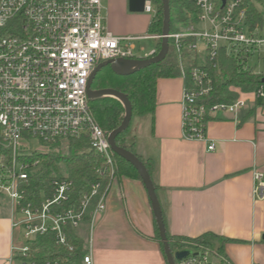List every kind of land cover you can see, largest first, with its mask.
I'll return each mask as SVG.
<instances>
[{
	"label": "built area",
	"instance_id": "built-area-1",
	"mask_svg": "<svg viewBox=\"0 0 264 264\" xmlns=\"http://www.w3.org/2000/svg\"><path fill=\"white\" fill-rule=\"evenodd\" d=\"M200 11V23L208 21L209 33L192 26L170 35L184 79L182 95V130L190 141L207 142L208 122L225 114L244 109V95L264 105V71L255 72L251 59L264 60V27L247 25L242 0H226L223 13L216 12L213 0H191ZM154 0L147 2L145 12L156 15ZM159 38H162L159 37ZM193 38L191 49L198 55L197 42L206 45V56L197 61L189 73L182 64L181 41ZM135 37L112 34L106 26L103 0H0V128L2 144L11 150L8 163L0 165V193L9 201L16 216L15 227L23 229L21 247L14 248V259L25 261L30 244L37 237L54 234L58 245H67L68 229H79L85 215L91 213L93 230L106 211L111 185L117 177L118 162L110 143V134L97 123L88 98V83L102 63L116 59H138L134 53ZM238 61L244 69H253L260 81L253 91L241 93L234 103L209 105L206 99L214 89L211 69L219 54ZM157 51L146 55L151 58ZM144 58V59H145ZM88 138L91 149L104 159L105 169H97L99 179L92 185L78 209H62L70 202L73 182L53 179L52 193L41 194V203L28 200L24 185L40 166L31 156L50 150L61 151L63 145ZM37 141L40 149L32 147ZM214 150V145L209 146ZM26 150V151H24ZM110 177L104 188L101 179ZM254 196L264 199V174H254ZM20 217V218H19ZM70 250H73L71 247ZM200 264L209 262L200 256ZM195 255L179 264H196ZM45 264H60L48 261ZM84 264H94L88 251Z\"/></svg>",
	"mask_w": 264,
	"mask_h": 264
},
{
	"label": "crops",
	"instance_id": "crops-1",
	"mask_svg": "<svg viewBox=\"0 0 264 264\" xmlns=\"http://www.w3.org/2000/svg\"><path fill=\"white\" fill-rule=\"evenodd\" d=\"M103 5L112 34L137 38L136 58L157 51L159 37L149 34L154 15L132 12L130 0ZM150 39L155 49L136 51L135 42ZM184 86L181 76L159 79L154 115L135 117V151L153 164L166 229L192 239L215 233L231 240L225 253L233 264H264V199L253 192L254 174H264V105L244 95V109L208 122L207 142L190 141L182 130ZM15 221L8 204L0 211V264H20L14 248L25 242ZM79 234L94 264H166L147 190L137 179L116 178L106 211L93 230L85 223Z\"/></svg>",
	"mask_w": 264,
	"mask_h": 264
},
{
	"label": "trees",
	"instance_id": "trees-1",
	"mask_svg": "<svg viewBox=\"0 0 264 264\" xmlns=\"http://www.w3.org/2000/svg\"><path fill=\"white\" fill-rule=\"evenodd\" d=\"M217 13H223V0H213ZM156 15L150 26L149 34L154 37L163 35L164 10L162 0H154ZM264 4V0H242V8L246 11L247 25L253 29L264 27V17L258 5ZM171 7V33H180L200 23V11L191 0H170ZM157 54L162 46V38H159ZM195 40L185 38L181 41L182 64L189 73L197 66V52L191 49ZM170 53L166 60L159 64L152 65L131 76H118L110 67L103 68L97 75L94 83V90L115 89L124 93L130 99L133 107V118L154 115L157 104L158 80L162 78H176L181 76V67L172 40L169 41ZM216 67L211 69L214 82V89L206 99L209 105L217 103H234L241 93H249L257 86L260 77L254 74L253 69H244L234 58L227 56L222 50L219 54ZM94 117L99 126L111 134L123 123L125 109L121 102L114 98H102L90 101ZM130 127L116 139L118 146L126 148L135 155V144L129 143L126 139ZM138 156V155H137ZM12 152L2 144V131L0 128V165L11 161ZM146 166L151 177L153 164L138 156ZM118 162L117 177L142 179L135 167L125 159L116 155ZM29 161H39V168L32 173L30 180L24 185L27 190L28 200L36 204L41 203V194L52 193L51 181L53 179H70L73 182V189L70 194V202L62 209H78L85 196L91 192L92 185L99 179L97 169H105L104 159L93 152L88 138H83L70 143V151L67 155L61 151L50 150L45 154L31 156ZM105 188L110 180L108 172L103 177ZM143 183V182H142ZM157 194L159 187L155 184ZM9 204L7 197L0 193V211ZM91 211V210H90ZM88 211L84 223L90 225L91 213ZM164 211V210H163ZM164 214V213H163ZM165 220V215H164ZM82 224V225H83ZM157 239L161 242L159 228L155 219ZM80 229V228H79ZM79 229H68L67 245H58L54 234L37 237L30 244V252L25 261H32L38 264H45L48 261L59 262L60 264H84V258L88 254L84 239L79 234ZM170 248L173 253L190 250L193 252L188 259L195 255L200 264V256H208L207 264H233L225 253V246L231 242L230 239L212 232L205 233L197 238L175 237L167 231ZM162 244V242H161ZM73 250H70V248ZM162 251L167 262V257L162 244ZM180 262H178L179 264Z\"/></svg>",
	"mask_w": 264,
	"mask_h": 264
},
{
	"label": "water",
	"instance_id": "water-1",
	"mask_svg": "<svg viewBox=\"0 0 264 264\" xmlns=\"http://www.w3.org/2000/svg\"><path fill=\"white\" fill-rule=\"evenodd\" d=\"M150 1L151 0H130V10L135 13H143L145 12L146 3ZM162 3L164 10V23H163L162 46L159 53L151 58L116 59L100 64L95 69L89 80L88 98L90 101H95L102 98H114L119 102H121L122 105L124 106L125 116L123 123L117 130H115L110 134L109 136L110 146L116 155H118L119 157L125 159L127 162L132 164L135 167V169L138 171L151 202L153 214L159 228V235L161 238V242L164 246V252L167 257V262L168 264H178V262L184 261L189 256H191L193 252L190 250L179 251L176 253L172 252L167 235L163 209L150 173L148 172L142 160L137 155H135L126 148H122L118 146L116 142L117 137L122 133H124L132 123L133 120L132 103L130 102V99L128 98L127 95L115 89H101V90L93 89V83L98 73L105 67H110L111 70L118 76L126 77V76L134 75L135 73L143 69H146L155 64H159L167 59L170 53L169 38L171 35V7H170V0H162ZM225 4H226V0H223L222 7H224Z\"/></svg>",
	"mask_w": 264,
	"mask_h": 264
},
{
	"label": "rangeland",
	"instance_id": "rangeland-1",
	"mask_svg": "<svg viewBox=\"0 0 264 264\" xmlns=\"http://www.w3.org/2000/svg\"><path fill=\"white\" fill-rule=\"evenodd\" d=\"M258 9L262 13L264 17V4L258 5ZM195 29L199 31L200 33H209L210 32V24L208 21L201 22L195 26ZM136 46V51L138 52L140 48L145 49L147 52L151 51L152 49H155L157 47L156 42L154 40H143L140 42H135L134 43ZM161 50V46H160ZM197 50H198V56L199 60H203V58L206 56V45L203 41H198L197 42ZM250 67H253L255 72H262L264 71V60H260L258 55H256L255 58L251 59L249 62ZM138 118H133L132 123L130 125L129 132L127 133L126 139L129 143H134V130L136 129V124H137ZM33 148L35 149H40V144L37 141H32ZM61 152L67 155L70 151V144L69 145H63L61 148ZM26 151V150H24ZM20 218V217H19ZM21 234L23 235L24 231L23 229H20Z\"/></svg>",
	"mask_w": 264,
	"mask_h": 264
}]
</instances>
